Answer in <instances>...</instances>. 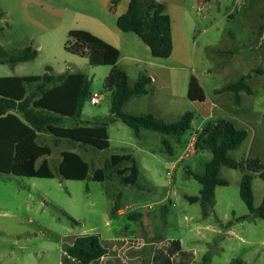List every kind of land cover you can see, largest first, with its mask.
Listing matches in <instances>:
<instances>
[{
	"label": "rangeland",
	"instance_id": "1",
	"mask_svg": "<svg viewBox=\"0 0 264 264\" xmlns=\"http://www.w3.org/2000/svg\"><path fill=\"white\" fill-rule=\"evenodd\" d=\"M111 1L0 0V47L37 50L33 60L14 67L0 64V77L40 76L46 66L53 75H86L90 95L97 93L102 99L98 105L87 99L81 117L64 119L62 125L96 120L106 124L109 141L108 148L95 150L39 134L38 143L52 149L46 159L53 177L0 173V264H60L63 238L84 234H99L103 244L111 239L119 243L122 238L130 241L129 246L148 248L149 253L151 243L177 239L183 249L194 250L196 262L208 252L209 264H264V220H235L248 213L239 197V169L220 168L219 177L228 184L215 188L213 211L206 218L199 203L184 198L198 195L200 189L187 170L202 174L211 157L208 151L195 154L194 143L187 146L196 136L193 131L207 121H230L246 130L247 137L229 156L236 161L258 159L264 166V0H156L171 20L173 49L166 59L152 57L134 33L116 27V18L125 12L129 0L115 5ZM74 29L100 39L105 32L116 37L117 41L109 42L119 50L117 67L126 73L130 86L141 74L156 77L147 85V94L132 98L123 112L152 114L166 122L178 120L185 112L194 115L191 129L181 136L184 143L167 137L173 147L171 156L161 143L164 135L142 130L137 139L131 128L111 120V92L104 87L111 67L91 66L86 58L64 49L67 33ZM217 48L223 51L213 50ZM164 69H169V77L162 74ZM246 75L252 94L241 91L239 104L234 103V93L216 92ZM192 76L204 91L203 104L187 98ZM213 105V119L208 120ZM65 150L88 163L86 179L61 178L57 167ZM124 154L131 156L138 169L136 185H124L117 177L92 180L93 172L112 155ZM252 189L258 206L264 183L257 176ZM113 207L116 211L111 213ZM119 209L122 212L117 215ZM149 253L144 250L142 264H149Z\"/></svg>",
	"mask_w": 264,
	"mask_h": 264
},
{
	"label": "trees",
	"instance_id": "2",
	"mask_svg": "<svg viewBox=\"0 0 264 264\" xmlns=\"http://www.w3.org/2000/svg\"><path fill=\"white\" fill-rule=\"evenodd\" d=\"M118 0H112L115 5ZM3 13L0 11V18ZM116 27L124 33H134L149 49L154 58H168L172 53L171 20L165 13L163 4L156 0H129L124 13L115 21ZM64 49L74 55L84 57L91 66H110L104 80V87L111 92L109 111L111 120H120L138 136L140 130H149L164 136L176 138L191 129L194 115L185 112L178 120L166 122L152 114H131L122 111L124 104L132 97L147 94L151 79L141 74L130 86L126 73L117 67L119 50L85 30H69ZM37 50L27 46L20 50L6 51L0 47V64L14 67L21 62L35 59ZM51 68L45 67L40 76H2L0 77V173L27 178H52L46 157L52 149L39 144V134H48L55 139H63L78 146H90L95 150L109 147L106 124L87 121L85 125L64 127V119L81 117L82 108L90 96L91 81L82 73L49 74ZM248 75L216 92L234 93V103L239 104L241 91L248 95L252 90L246 83ZM190 101L204 102L205 94L195 77L187 86ZM247 137L244 129L236 128L230 121L219 120L206 125L196 133L195 151H208L210 159L203 165L202 174L187 170V175L200 185L196 196H184L189 203H199L201 216L206 218L215 204V188L226 186L225 179L219 177L221 167L239 169V197L248 213L235 218L237 221L250 218L264 220V194L259 206H254L252 180L254 176L264 183V166L258 159L246 158L240 161L229 156ZM166 153L171 156L172 148L162 139ZM57 171L65 180H84L88 176L89 165L82 157L72 151L60 153ZM40 160L38 166L36 162ZM139 172L130 155H112L102 168L93 172L92 180L102 182L117 177L124 185H136ZM116 208H112L114 213ZM140 216V215H139ZM70 218V217H68ZM232 221L226 225L230 226ZM60 255V264H99L100 258L111 256L114 264H127L118 253L108 249L101 242L99 234L66 236ZM122 245H127L121 241ZM174 248L164 251L155 249L151 264H190L193 255L179 250V241L170 240ZM210 256L203 255L199 264H208Z\"/></svg>",
	"mask_w": 264,
	"mask_h": 264
},
{
	"label": "crops",
	"instance_id": "3",
	"mask_svg": "<svg viewBox=\"0 0 264 264\" xmlns=\"http://www.w3.org/2000/svg\"><path fill=\"white\" fill-rule=\"evenodd\" d=\"M229 34H230V36L231 37H233L234 36V34L231 32V31H229ZM104 36H101V38L104 40V41H106V42H109V41H117V39H116V37H114L113 35H111V34H109V33H104L103 34ZM171 36H172V33H171ZM100 37V36H99ZM172 41H173V36H172ZM109 44H111V45H114L115 47H117L115 44H113V42H109ZM149 50V49H148ZM213 50H215V51H217V52H222L223 50H220V49H213ZM220 54V53H219ZM165 71H164V73H162L163 75H167V77H169V75H170V71H169V69H164ZM147 76V75H146ZM147 77H149L150 79H151V81H155L156 80V77H154V76H147ZM136 82V81H135ZM145 95V94H144ZM138 96H140V95H138ZM134 97H136V96H134ZM134 97H132V98H134ZM132 98H130L125 104H124V106L132 99ZM200 104H203V103H205V101L204 102H199ZM240 103V102H239ZM123 106V107H124ZM215 105H213V106H211V107H209V114L206 116V117H208V120L210 119V120H212L213 118H212V113H213V109H215ZM96 121V120H95ZM90 122V121H89ZM208 122V121H207ZM202 128L201 127H199V128H196L194 131H193V134L194 135H196V133H198L200 130H201ZM141 134H142V130H140L139 131V133H138V136H136L135 134H134V136L137 138V139H140V137H141ZM167 137H170V136H165V137H162V139H166V140H168L167 139ZM194 139V138H193ZM168 142H169V144H170V146H171V148H173L172 147V145H171V143H170V141L168 140ZM176 142L179 144V143H182L183 141H177L176 140ZM184 143V142H183ZM192 143V142H191ZM190 142L187 144V146H190V144H191ZM172 151V154H173V149L171 150ZM199 152V151H198ZM197 151H195V154H197L198 153ZM184 156H186V154H185V151H184ZM190 154H194V153H190ZM180 158H182V157H180ZM60 159H61V157H60ZM60 162V161H59ZM253 190V189H252ZM254 196V195H253ZM255 206V205H254ZM259 206V205H258ZM255 207H257V206H255ZM212 211H213V208H212ZM121 212H122V210L121 209H119V210H117V215H119V214H121ZM212 213V212H211ZM210 213V214H211ZM209 214V215H210ZM140 215V214H139ZM208 215V216H209ZM237 218V217H236ZM255 219H258V218H250V219H246V220H252V221H254ZM261 220V219H260ZM229 222V221H228ZM227 222V223H228ZM113 240H115V239H111V240H107L105 243V245H108V249L109 250H111V251H113L114 253H118L117 255H119V256H121L123 259H124V261H122V262H124L125 263V261L127 260V264H142V257H143V254H144V250H146V251H148V253H149V249L148 248H145V247H134V246H129V247H127V245H122V243H121V240H122V238L120 239V242L119 243H115ZM173 240V239H172ZM174 240H177V239H174ZM126 241H128V240H126ZM126 241H124V243L126 242ZM169 241L170 240H166V241H163V242H159V243H151V249H150V253H149V264H151V261H152V257H153V254H154V251H155V249H163L165 252L166 251H168V249H170V248H174V246H172V245H170L169 244ZM179 241V250L180 251H183V252H190L192 255H193V258H192V260H191V262H190V264H199L201 261H199V262H196V260H195V253H194V250L193 249H183V247H182V243H181V241L180 240H178ZM144 246V245H143ZM206 253H208V252H206ZM205 253V254H206ZM204 255V254H203ZM203 255H202V257H203ZM202 257H201V259H202ZM107 260H110L111 262H112V264H114L113 263V261H112V257L111 256H105V257H103V259L102 260H100V263L99 264H103V263H105V261H107ZM210 261V260H209ZM208 264H209V262H208Z\"/></svg>",
	"mask_w": 264,
	"mask_h": 264
},
{
	"label": "built area",
	"instance_id": "4",
	"mask_svg": "<svg viewBox=\"0 0 264 264\" xmlns=\"http://www.w3.org/2000/svg\"><path fill=\"white\" fill-rule=\"evenodd\" d=\"M101 99H102V95H99V94H97V93H93V94H91L89 97H88V101H89V103L90 104H92V105H98L99 103H100V101H101ZM195 139V138H194ZM194 139L192 138V143L190 144V146H192L193 147V143H194ZM189 147V146H188ZM128 243H130V241H126L125 242V244H128ZM132 243H134V241H132ZM122 261H124V259L121 257V256H119V255H117ZM103 259V257H101L100 258V260H102Z\"/></svg>",
	"mask_w": 264,
	"mask_h": 264
}]
</instances>
